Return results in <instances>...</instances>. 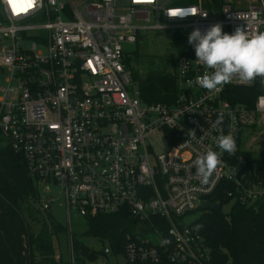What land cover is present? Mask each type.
Returning a JSON list of instances; mask_svg holds the SVG:
<instances>
[{
  "label": "built area",
  "instance_id": "1",
  "mask_svg": "<svg viewBox=\"0 0 264 264\" xmlns=\"http://www.w3.org/2000/svg\"><path fill=\"white\" fill-rule=\"evenodd\" d=\"M254 1L238 8L225 0H0V133L36 183V207L51 209L54 198L39 200L50 187L63 196L67 258L60 263L53 251L57 264H75L73 216L124 212L147 229L125 235L128 262L166 256L171 264H209L195 220L185 218L201 213L203 202L221 207L217 196L230 208L257 211L264 204V175L243 146L249 131L264 124V78L233 75L219 91L203 89L198 80L211 70L188 45L173 62L166 101L147 103L144 77L134 76L129 60L143 30L188 34L219 23L222 32L264 31V0ZM178 8L192 14H167ZM254 85L252 106L225 97L228 86ZM219 112L222 124L215 123ZM221 134L233 136L231 154L217 148ZM209 149L218 164L201 183L195 160ZM22 253L26 264L43 260L28 236Z\"/></svg>",
  "mask_w": 264,
  "mask_h": 264
},
{
  "label": "trees",
  "instance_id": "2",
  "mask_svg": "<svg viewBox=\"0 0 264 264\" xmlns=\"http://www.w3.org/2000/svg\"><path fill=\"white\" fill-rule=\"evenodd\" d=\"M178 4L192 3L194 0H174ZM0 13V21H2ZM178 53H187V34L175 33ZM164 74V73H163ZM134 76L138 74L134 72ZM172 76L159 73H148L140 85L141 97L147 102L166 101L168 91L173 90ZM256 86H228L225 97L231 102L245 103L252 106L257 92ZM248 157L258 160V173L264 175V150L257 156L247 153ZM218 197V196H217ZM214 197V201L225 199ZM37 199L35 181L26 173L21 155L0 144V264H26L23 251V236H28L29 243L42 256L41 264H57L52 259L53 248L49 230L44 226L39 234H34L27 227L24 219H32L39 209L34 205ZM219 199V200H215ZM34 211V213H33ZM30 212L33 213L29 217ZM47 212V211H46ZM151 220L157 221V217ZM194 226L201 234L209 248V264H264V204L257 211L234 204L228 215L221 208L202 209L200 216L194 221ZM50 231L58 232L56 226ZM139 228L137 222L124 213L98 214L83 218L81 233L75 235L73 248L75 264H84L86 259H92L95 252L82 238H94L108 245L111 253L121 252L125 243V235L133 234ZM104 246V245H103ZM102 253V252H101ZM63 262L61 259L60 263ZM40 264V263H34ZM127 264H171L166 256L158 262L135 261Z\"/></svg>",
  "mask_w": 264,
  "mask_h": 264
},
{
  "label": "rangeland",
  "instance_id": "3",
  "mask_svg": "<svg viewBox=\"0 0 264 264\" xmlns=\"http://www.w3.org/2000/svg\"><path fill=\"white\" fill-rule=\"evenodd\" d=\"M232 3L233 6L238 8H246L247 6L254 4V0H225ZM184 4V3H183ZM142 38L137 44H131V53L129 60L132 69L140 75L145 77L148 73H159L162 75L171 76L173 70V62L178 54V46L175 33H172L169 29H150L141 31ZM26 45V44H23ZM164 73V74H163ZM1 83V82H0ZM1 96V93H0ZM5 142V136L0 133V144ZM244 148H248L253 152L255 156L264 150V124L255 126L249 131L244 144ZM155 150L161 148L160 145H154ZM36 184V183H35ZM54 198V203L50 210L44 212L39 210L35 217L30 219L26 217L25 222L27 227L31 229V232L36 234L40 233L41 228L46 226L51 236V243L53 251L59 252L62 255L63 260L67 258V226L68 220L65 215V207L63 203V196L57 192V189L50 187L47 194L40 192L39 200L44 201L49 197ZM34 206V211L37 208ZM221 211L228 215L230 212V204L221 205ZM33 211V213H34ZM30 212L29 217L33 215ZM200 216V212L197 211L185 218V222H191L196 220ZM83 219L73 216L71 223L73 227V236L80 234L81 223ZM56 226L59 231H50L51 226ZM85 243L91 246V249L95 252V256L92 259H86L84 264H127L125 256L121 253H109L104 255L101 253L102 247L106 246L101 241L85 237L82 238ZM104 245V246H103Z\"/></svg>",
  "mask_w": 264,
  "mask_h": 264
},
{
  "label": "clouds",
  "instance_id": "4",
  "mask_svg": "<svg viewBox=\"0 0 264 264\" xmlns=\"http://www.w3.org/2000/svg\"><path fill=\"white\" fill-rule=\"evenodd\" d=\"M152 3V0H145ZM20 7H17V11ZM169 16L192 14L189 10L178 8ZM187 43L193 48L195 60L211 71L203 74L198 84L206 90L219 91L228 83L233 75L243 81L264 78V31L249 34L246 29L237 27L231 33L222 32L221 25L215 23L203 32L193 28L187 34ZM224 115L217 113L215 123L222 124ZM220 152L231 154L235 149V141L231 134H221L217 139ZM218 164V153L211 149L195 160L196 174L201 183H206Z\"/></svg>",
  "mask_w": 264,
  "mask_h": 264
},
{
  "label": "water",
  "instance_id": "5",
  "mask_svg": "<svg viewBox=\"0 0 264 264\" xmlns=\"http://www.w3.org/2000/svg\"><path fill=\"white\" fill-rule=\"evenodd\" d=\"M201 208H205V207H209V208H213V209H218L219 208V204L215 203V202H203L201 203Z\"/></svg>",
  "mask_w": 264,
  "mask_h": 264
}]
</instances>
